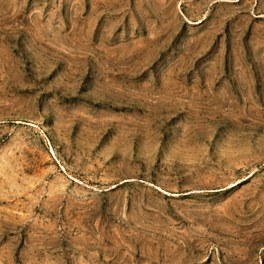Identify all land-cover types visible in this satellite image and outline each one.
<instances>
[{
    "label": "rangeland",
    "instance_id": "1",
    "mask_svg": "<svg viewBox=\"0 0 264 264\" xmlns=\"http://www.w3.org/2000/svg\"><path fill=\"white\" fill-rule=\"evenodd\" d=\"M0 264H264V0H0Z\"/></svg>",
    "mask_w": 264,
    "mask_h": 264
}]
</instances>
